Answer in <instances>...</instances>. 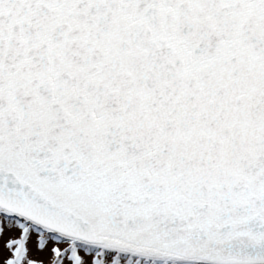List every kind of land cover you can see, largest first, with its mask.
<instances>
[{
  "label": "snow or ice",
  "instance_id": "6c2138e0",
  "mask_svg": "<svg viewBox=\"0 0 264 264\" xmlns=\"http://www.w3.org/2000/svg\"><path fill=\"white\" fill-rule=\"evenodd\" d=\"M0 264H264V0H0Z\"/></svg>",
  "mask_w": 264,
  "mask_h": 264
}]
</instances>
